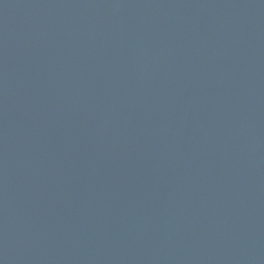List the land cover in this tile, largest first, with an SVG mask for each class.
I'll use <instances>...</instances> for the list:
<instances>
[{
    "label": "water",
    "instance_id": "obj_1",
    "mask_svg": "<svg viewBox=\"0 0 264 264\" xmlns=\"http://www.w3.org/2000/svg\"><path fill=\"white\" fill-rule=\"evenodd\" d=\"M0 264H264V0H0Z\"/></svg>",
    "mask_w": 264,
    "mask_h": 264
}]
</instances>
